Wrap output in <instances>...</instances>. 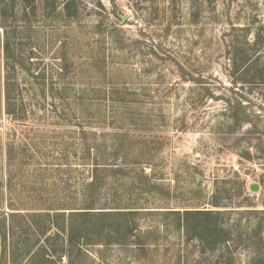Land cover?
Returning a JSON list of instances; mask_svg holds the SVG:
<instances>
[{
  "label": "rangeland",
  "instance_id": "rangeland-1",
  "mask_svg": "<svg viewBox=\"0 0 264 264\" xmlns=\"http://www.w3.org/2000/svg\"><path fill=\"white\" fill-rule=\"evenodd\" d=\"M2 6L0 23L29 26L33 62L56 67L66 45L75 67L68 120L50 100L34 109L33 91L17 120L5 112L0 50V264H251L246 246L264 238L254 212L264 210V0ZM25 80L18 72L14 83ZM238 103L245 121L233 116ZM88 195L91 212L135 208L136 235L123 217L72 214ZM200 220L212 231L195 230ZM222 225L232 249L216 245ZM62 229L82 242L70 249Z\"/></svg>",
  "mask_w": 264,
  "mask_h": 264
},
{
  "label": "trees",
  "instance_id": "trees-1",
  "mask_svg": "<svg viewBox=\"0 0 264 264\" xmlns=\"http://www.w3.org/2000/svg\"><path fill=\"white\" fill-rule=\"evenodd\" d=\"M5 8H0L1 15L5 17ZM19 11V10H18ZM64 13H69L70 8L68 5L65 6L63 9ZM77 12V10H76ZM19 14L21 12H18ZM25 17L27 16L26 8L24 7V11L22 12ZM69 15V14H68ZM70 17V16H69ZM0 28L3 30V38L0 34V50H2L6 57V77H5V112L8 116H11L15 119H22L23 115H25L28 111V107L25 104L24 95L27 92H34L33 98L36 102V105L33 106L34 109L36 106H40L41 104H48V100H50L52 105V111L55 114H52L56 119H67V115L72 112L70 109L71 105L74 103L72 101V88L70 84V77H71V71L74 66V62L69 57V53L66 50V45L61 47L60 54H58L57 59L59 62H57L58 66L56 67H49L46 64H43V60L41 61H32V56H35V50H31V55L28 56L26 54L27 48H29V42L26 41V38L24 37V34L27 33V30L29 29V26L26 25H18V24H7L6 21L0 23ZM31 28V27H30ZM24 39V40H23ZM31 47V46H30ZM61 60V61H60ZM18 72H23L26 74V80L27 84H16L15 82V76ZM65 82V83H64ZM24 94V95H23ZM28 95V93H27ZM77 97V96H76ZM79 98L83 99V96L79 94ZM42 102V103H41ZM47 102V103H46ZM85 103V102H83ZM237 110L234 111V118L236 120L241 119H248V114L246 111H244V107L241 103H238ZM244 116L241 118V116ZM68 120V119H67ZM244 120V121H245ZM115 171H122V170H115ZM95 183H91L90 187H94ZM153 190H158L157 185H153ZM92 192V191H91ZM153 192V191H152ZM167 195V194H164ZM91 198V204L88 208H86V211L83 212H76L72 213L79 216H92L95 214L98 217H105V218H117V217H123L125 219V234L127 235V232L132 233L133 236H135L136 232L134 229L135 223L133 220H130L131 216H134L135 213H138L135 211V208H106L102 212H91V210H94L92 206L95 204V200L93 198V195L86 196L87 200L88 198ZM119 206V205H118ZM133 209V210H132ZM256 214H261L264 216V210L262 211H254ZM186 215H191L192 213H195V215L200 216H213L214 213H216L217 216H221L225 211H185ZM201 222L196 225L194 228L195 230H206V231H212L213 224ZM217 227V223L215 224ZM108 227V226H107ZM222 229L218 232L217 229H215L216 233L218 232L220 236L215 240L216 245H222L226 249H232V246L230 243H237L236 238L233 237L232 230L224 227L222 225ZM108 230H111V227L108 228ZM62 233H69L68 237V247L70 249L77 247V245L82 242L83 238L81 237L80 233L74 234L73 230L69 229H62ZM261 231V228H260ZM83 230H81V233ZM258 245L257 243L253 246L247 245L246 247H251L254 252H256L257 255H255V258L251 260V264H260L262 261V257L264 256V247L260 244L261 242H264L263 237L258 238ZM238 244V243H237ZM261 245V247H258ZM257 246V247H256ZM70 256V254H69ZM45 257V255H44ZM261 259V260H260ZM260 262V263H259ZM263 264V262H262Z\"/></svg>",
  "mask_w": 264,
  "mask_h": 264
},
{
  "label": "water",
  "instance_id": "water-1",
  "mask_svg": "<svg viewBox=\"0 0 264 264\" xmlns=\"http://www.w3.org/2000/svg\"><path fill=\"white\" fill-rule=\"evenodd\" d=\"M126 17H122V20L125 21L126 20ZM251 190L254 191V192H257L259 190V188H258L257 185H253V186H251Z\"/></svg>",
  "mask_w": 264,
  "mask_h": 264
}]
</instances>
